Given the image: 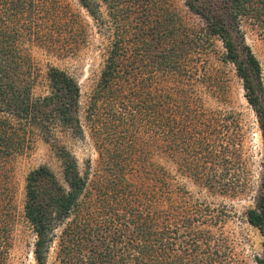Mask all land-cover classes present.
I'll use <instances>...</instances> for the list:
<instances>
[{"label":"trees","instance_id":"trees-1","mask_svg":"<svg viewBox=\"0 0 264 264\" xmlns=\"http://www.w3.org/2000/svg\"><path fill=\"white\" fill-rule=\"evenodd\" d=\"M76 1L104 42L85 108L72 76L53 66L41 74L31 55L83 39L72 16L53 0H0V264L13 225L8 163L38 138L53 148L61 179L46 166L25 178L35 264L51 250V264H244L223 232L231 212L176 180L209 196L247 186L237 113L206 106L227 94L213 54L234 67L262 137L261 192L245 220L263 237L255 263L264 264V75L246 41L251 32L264 42V0H183L201 26L170 0ZM85 130L97 157L80 172L56 133L75 140Z\"/></svg>","mask_w":264,"mask_h":264},{"label":"rangeland","instance_id":"rangeland-1","mask_svg":"<svg viewBox=\"0 0 264 264\" xmlns=\"http://www.w3.org/2000/svg\"><path fill=\"white\" fill-rule=\"evenodd\" d=\"M176 10L184 17L185 22L191 26H201L202 21L187 11L183 0H170ZM53 3L62 15L72 16L75 20L77 30L82 29V37H77L76 44L57 55L50 54L43 49L35 48L31 55L40 73L43 74L48 66L59 68L78 83L81 89V106L85 108L88 96L94 84L97 82L102 68L100 49L104 42L98 33L92 19L76 0H53ZM246 41L252 52L259 60L264 75V42L259 40L255 34L246 32ZM215 50L217 53L223 51L222 44L216 40ZM209 62L216 69L219 80L227 88V94L223 103L208 101L206 106L213 110H234L238 115L241 132V157L246 170L247 186L243 193L235 196H209L205 191H200L189 179L177 176L176 180L187 184V188L194 199L208 200L218 206H225L231 217L224 225L223 232L228 238L236 256L244 264H256L255 260L261 257L263 237L257 229L247 224L245 213L253 209L256 199L261 192V164L263 160L262 137L260 134L257 118L252 108L244 98L241 80L236 76L231 64L223 65L217 59V54L209 58ZM37 89L36 93H39ZM84 113H81L83 120ZM58 142L69 150L76 158L80 172H83L87 161L92 164L96 160L89 132L85 130L83 139H73L70 136L61 137L56 133ZM39 166L48 167L58 179H61L60 163L50 144L38 138L32 148L26 153L14 157L8 163L7 180L12 199V228L10 232V247L5 264H35L33 259L34 234L28 223L23 218L24 187L27 174ZM177 164H171L175 170ZM176 175V174H175ZM53 250L50 251L47 264L53 261Z\"/></svg>","mask_w":264,"mask_h":264}]
</instances>
